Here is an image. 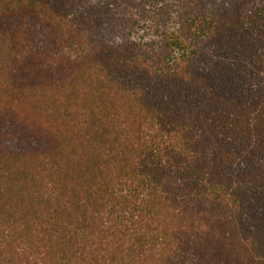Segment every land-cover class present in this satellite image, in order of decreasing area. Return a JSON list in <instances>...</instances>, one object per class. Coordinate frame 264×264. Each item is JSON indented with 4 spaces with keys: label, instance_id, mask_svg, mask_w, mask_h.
<instances>
[{
    "label": "trees",
    "instance_id": "trees-1",
    "mask_svg": "<svg viewBox=\"0 0 264 264\" xmlns=\"http://www.w3.org/2000/svg\"><path fill=\"white\" fill-rule=\"evenodd\" d=\"M0 264H264V0H0Z\"/></svg>",
    "mask_w": 264,
    "mask_h": 264
}]
</instances>
